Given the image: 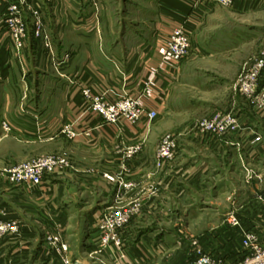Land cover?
<instances>
[{
    "label": "rangeland",
    "instance_id": "obj_1",
    "mask_svg": "<svg viewBox=\"0 0 264 264\" xmlns=\"http://www.w3.org/2000/svg\"><path fill=\"white\" fill-rule=\"evenodd\" d=\"M60 1L0 0V22L14 14L22 15L26 23L24 47L19 46V41L14 38L13 31L10 33L11 28H8L7 24L3 23L0 26V53L3 57L0 58V198L6 197V201L12 202L10 204L15 213H18L17 209L20 213L25 211L21 205L15 203L16 194L33 197L36 196L35 190L43 187L47 180L70 182L74 185L78 181L76 174L79 172L83 174L96 172L94 168L81 167L77 163L80 161L71 153L70 142L78 139L81 134L76 128V120L85 114L83 110L80 109L77 115L72 113L75 121L64 123L59 130L62 138L53 140L54 127H56V125L53 127V118L64 119L68 115L71 116L65 108L66 105L58 107L64 98L59 92L53 91L55 81L53 74H63L59 70L63 69L64 63L70 62L71 52H64L60 60H56L51 54L52 52L60 54L58 52L61 43H58L56 38L63 41L66 39L65 36L74 35L76 32L63 24L57 26L56 32L54 31L55 17L62 21L67 20L64 14L67 10L64 12L63 9H59L62 6ZM75 1L74 3L72 0H67L77 12V14L69 13L74 20L77 18L86 22L88 36L100 35L102 25L106 22L111 25L110 36L118 40L122 38V41L126 40L128 43L136 38L131 27L133 23L139 22V14L141 15L136 10V5L142 6L150 2L149 0ZM235 1L233 0L229 5H223L213 0H184V3L191 7L211 3L219 8L213 14L210 12L212 15L209 13L205 20L200 19L198 27L194 25L195 19H191L194 27L188 26L187 23L175 26L166 41L161 44L167 43L174 30L184 29L189 34L191 45L185 58L179 62L162 55L161 57L172 68L177 69L181 62L186 60L189 66L209 69L219 74L224 80L220 89L206 94L199 93L211 106H192L183 115L171 114L167 121H162L151 129L152 123L149 126L150 130L146 128L145 132H153L155 140H152L150 136V139H145L138 145L126 147L124 158L130 161L144 150L145 145L152 149L153 143L157 144L154 146L155 153L151 158L153 171L149 173L152 183L143 186L123 179V173L125 174L128 171L126 168L129 167L127 162H124L126 167H123L121 173L111 175L116 179L109 180L106 177V175L110 176L108 173L103 175L108 181L118 180L120 185L115 194L114 203L96 220L98 239L88 240L89 224L82 220L71 221V229L78 231V236H73L74 238H70L68 233L63 232L67 226L57 227L55 231H47L44 236L38 234L36 237L25 236L22 216L8 218L7 211L0 207V222L8 224L13 229L0 235V241L11 237L23 244L25 241L40 239L49 249L46 254L50 257L45 260V264H66L55 248L58 244L52 245L53 240L50 239L52 234L54 238H59L60 243L65 242L69 245L70 251L67 256L72 261L71 264H77L75 263L78 260H75L78 258L75 257L76 254L87 258V264H191L200 256L198 250L227 263L232 262L236 256L249 253L244 247L248 233L256 235L258 241L264 243V159L262 162H257L246 161L244 158V161L236 165L237 171L228 172L226 177L217 178V182L222 180L224 185L215 182L212 179L213 168L208 169L210 171L205 174L204 186L196 188L189 184L184 189L181 199H177L176 194L171 199L164 198V192H162L164 186L159 184L160 181L155 180L156 178L163 180L160 174L163 173L164 168L169 170V173L170 170L175 169L177 166L175 159L184 143L214 137H228L245 129L241 114L233 109L234 103L226 98L227 95L233 93L237 98L236 101H243L246 105H251L260 115H264V109H259L253 102V99L264 91V87H260L259 82L256 95L250 98L244 93V88L240 84L241 79L253 69L264 52V0H256L257 2L253 0L248 4L241 3L242 6H237ZM53 8L57 9L53 10ZM16 18L17 16L12 20L15 21ZM38 22L43 24L39 34L36 25ZM228 32L236 33L239 41L235 45L226 44L214 48L215 44L212 43L214 41L211 38L216 36L217 41L222 40V35ZM161 45H158L157 52ZM201 47L205 52L216 53V56L210 59L202 58ZM263 76L264 73L261 74V78ZM228 87L230 90H226ZM64 94L66 96L68 93ZM191 96L194 97L195 104L198 100L195 99L198 98L197 93L193 90ZM84 99L88 104L85 97ZM133 99L137 100L146 111H151L143 107L138 99ZM88 108L94 113L90 106ZM218 115L222 118L231 117L238 127L225 134L203 131L202 123L206 120H214ZM99 116L108 125H116L119 122H107L103 116ZM144 119L150 123L155 122L147 117H142L135 123L125 121L130 125H137ZM183 124L185 126L180 129ZM68 126L78 134L74 137L69 134L66 130ZM84 133L91 135V131H84ZM254 141L260 142L256 138ZM170 144L175 147V156L170 159L162 157L164 147H170ZM56 155L66 158L68 164L63 168L46 172L40 185H33L18 176L20 168L28 165L36 166L41 160ZM204 155L206 158L214 159V153L210 148L204 151ZM13 171L16 175L12 173ZM124 182L129 185V188H126ZM131 191H135L136 194L130 196ZM8 194L11 196H7ZM121 212L128 216L127 221L115 233H110L107 225L104 224L105 218ZM233 218H237V225L233 224ZM31 222L34 228L41 229L33 218ZM14 227H18L17 231H14ZM108 234L110 239L107 238ZM92 245L95 246L92 247ZM71 246L72 249L80 248L78 252H75ZM82 246L87 249L81 251Z\"/></svg>",
    "mask_w": 264,
    "mask_h": 264
},
{
    "label": "crops",
    "instance_id": "obj_2",
    "mask_svg": "<svg viewBox=\"0 0 264 264\" xmlns=\"http://www.w3.org/2000/svg\"><path fill=\"white\" fill-rule=\"evenodd\" d=\"M149 1L148 4H142V6L136 3V10L141 15L139 14V22L132 24L131 28L136 38L129 43L126 40L122 41V38L118 40L110 36L111 25L106 22L102 25L100 35L88 36L86 22L77 18L74 20L69 13L77 14L76 8L67 0L60 1L62 6L59 9H63L64 12L67 10L63 12L67 20L56 19L54 15V31L57 30V26L63 24L68 25L67 27L72 31H76V34L65 36L66 39L63 41L56 38V41L61 43L58 52L60 54L52 52L51 56L60 60L64 52L70 51L71 54L70 62L64 63L63 69L59 70L63 74H53L55 77L53 91L59 92L64 98L58 107L66 105L65 108L72 118L70 115L64 119L62 117L53 118V127L56 125L53 140L62 138L59 132L62 125L68 121H75L74 115L83 110L85 114L76 120V128L81 134L78 139L70 142L71 153L80 161L77 163L81 167L88 166L94 168L96 172L89 174L79 172L76 174L78 181L74 185L70 182L47 180L43 187L35 190L36 196L33 197L16 194L14 201L25 210L22 213L18 209V213H15L10 204L12 202L6 201V197L0 198V207L7 211L8 218L22 216L25 236L36 237L37 234L44 236L47 231L51 232L57 227L67 226L63 232L68 233L70 238H74L73 236H78V231L71 229V221L82 220L86 221L87 225L89 224L88 240H97L99 236L96 220L105 209L114 203L115 194L120 185L118 180L111 182L103 175L121 173L125 166L124 162H127L129 167L126 168L128 171L123 173V179L143 186L152 183L149 173L153 171L151 158L154 156V146L157 144L153 143L152 149L145 145L144 150L130 161L124 158L126 147L138 145L141 141L150 139V136L152 140H155L153 132H145L146 128L150 130L149 126L152 123L151 129L158 126L160 122L167 121L171 114L183 115L192 106H211L200 94L221 88L224 78L219 74L206 68L191 67L186 60L181 62L177 69L172 68L163 61L156 50L158 45L166 41L175 26L186 23L192 26L194 22L191 19H195L194 25L198 27L200 19L205 20L210 12L213 14L219 7L211 3L191 7L184 3V0ZM250 1L253 0H236L235 2L237 6H242L241 3L248 4ZM56 9L53 8V10ZM194 14L197 15L194 16ZM222 37L223 39L219 41L216 36L211 38L214 41L211 42L215 44L214 48L226 44L235 45L239 41L236 33L228 32ZM208 42L210 43V40ZM204 48H206L205 45ZM200 50L202 58L210 59L216 56V53L205 52L202 47ZM0 58H3L2 53H0ZM227 82L230 84L229 80ZM230 87L226 90H230ZM260 87H264V76L261 78ZM85 88H89L95 94H104L112 101L130 95L138 99L143 107L156 111L158 117L155 122L151 123L144 119L137 125H130L125 120H120L116 125H108L102 117L89 111V105L82 95ZM193 90L197 93V97L200 95L195 98L198 99L195 104L194 97L191 96ZM64 93L68 94L65 96ZM226 98H229L230 102L233 101V109L241 114L245 129L228 137H214L184 143L175 159L177 165L175 169L170 170L169 173V170L164 168L163 173L160 174L163 180L155 179L164 186L162 191L164 198L171 199L174 194L178 195L177 199L183 198L184 189L189 184L196 188L204 186L205 174L210 171L208 169L213 168L212 179L217 182V178L226 177L228 172L237 171L236 165L244 161V158L246 161L257 162H262L264 159V115L256 112L251 105L236 101L237 98L233 93L227 95ZM143 125L145 127H142ZM184 126L185 124L180 129ZM84 131H91V135L85 134ZM257 136L261 137L260 142L254 141ZM209 148L214 153L212 160L204 155V151ZM218 182L224 185V181ZM134 194H136L135 191L129 193L130 196ZM32 218L41 229L32 226V222L30 223ZM82 248L81 251L87 249L83 246ZM78 249L73 248L72 250L78 252ZM48 250L43 241L38 238L22 244L8 237L0 241V264H45V260L50 257L46 254ZM75 257H78L75 258V260L78 259L75 261L77 264L88 263V259L79 254ZM239 257L236 256L232 262Z\"/></svg>",
    "mask_w": 264,
    "mask_h": 264
},
{
    "label": "built area",
    "instance_id": "obj_3",
    "mask_svg": "<svg viewBox=\"0 0 264 264\" xmlns=\"http://www.w3.org/2000/svg\"><path fill=\"white\" fill-rule=\"evenodd\" d=\"M222 3L223 5H229L233 2V0H213ZM17 16L15 21L12 18ZM22 15H10L4 18L3 21L0 22V26L2 24H7L11 28V31L14 32V35L17 41H19V46L24 47L25 43L23 38L26 37V23L23 19ZM37 33L39 34L42 31V22H38L37 24ZM12 38V39H14ZM190 37L187 31L184 29H176L170 35L166 44L159 46L158 52L163 57L173 59L176 61L182 60L186 57L189 49H190ZM264 73V52L260 60L256 62L253 69H251L240 81L241 87L244 88V93L247 94L250 98H253L256 95V89L259 85L261 74ZM84 97L86 98L90 109L104 117L107 122L117 123L121 119L130 121L132 123L137 122L142 117H147L149 120H155L158 117V113L156 111H146L142 108L137 100H134L131 96L125 95L115 101H109L107 98L100 94L93 93L90 89H85L83 91ZM255 105L263 110L264 109V91H262L257 98L253 99ZM204 126V130L213 131L217 134H225L230 132L231 129H235L238 127L235 121L231 117L222 118L221 115H218L214 120H206L202 123ZM69 134L73 137L76 136L78 133L73 131L69 126L66 129ZM170 139L172 137H169ZM173 140V138H172ZM257 141H261V137H256ZM170 143V142H169ZM167 143V144H169ZM175 147L173 144L169 146H165L161 155L162 157H167L170 159L171 157L175 156ZM132 154V151L130 152ZM68 164L66 158L61 155L56 156H49L47 159L41 160L39 164L36 166L28 165L26 167L20 168L19 170V177L24 179L25 181H29L33 183V185H40L45 173L52 169H60L63 168L65 165ZM16 175V172H12ZM109 180L116 179L111 175H106ZM126 185V183H123ZM126 188H129V185H126ZM123 195V194H122ZM128 216L126 214L115 213L112 217L105 218V225H107L108 230L115 233L120 227L124 225L127 221ZM233 224L237 225V218H233ZM106 227V226H105ZM14 231H17L18 227H14ZM12 230L8 224L4 222H0V235L6 233L7 231ZM109 233V234H110ZM108 234L107 238L110 239V235ZM106 238V241H108ZM50 239L53 240L52 245L58 244L56 250L57 252L62 255V259L65 261L66 264H71V260L68 259L67 254L70 251V247L67 243L62 242L60 243L59 238H54L53 234L51 235ZM105 239V237H104ZM244 247L248 250L249 253L242 254L236 261L234 262H225L222 260H216L209 255L201 252L198 250L200 256L195 260V262L191 264H264V244L259 242L257 236L248 233L246 235L244 241Z\"/></svg>",
    "mask_w": 264,
    "mask_h": 264
}]
</instances>
